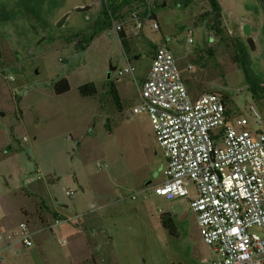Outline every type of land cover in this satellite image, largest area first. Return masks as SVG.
<instances>
[{"label": "rangeland", "instance_id": "374dc122", "mask_svg": "<svg viewBox=\"0 0 264 264\" xmlns=\"http://www.w3.org/2000/svg\"><path fill=\"white\" fill-rule=\"evenodd\" d=\"M172 1L146 0L150 7L165 3L152 9L153 18L144 5L120 4L110 27L77 51L74 44L92 32L104 0H0V223L10 235L20 220L31 235L44 232L43 264H208L213 258L188 200L152 194L162 179V153L146 116L128 113L154 48L164 45L187 91L223 94L232 116L262 129L264 112L259 109L257 125L248 107L260 108L264 98V0H217L223 31L243 47L244 69L233 61L231 43L210 33L206 0L186 7ZM126 63L133 76L108 69ZM61 78L68 91L55 95L52 85ZM88 82L96 93L79 96L77 87ZM107 82L116 87L121 111L106 94ZM163 213L172 217L175 236L161 227ZM56 218L63 221L48 228Z\"/></svg>", "mask_w": 264, "mask_h": 264}, {"label": "built area", "instance_id": "2783aa9c", "mask_svg": "<svg viewBox=\"0 0 264 264\" xmlns=\"http://www.w3.org/2000/svg\"><path fill=\"white\" fill-rule=\"evenodd\" d=\"M114 70L117 77L134 72L129 63ZM137 92L128 114L146 116L163 158L162 179L151 186L152 194L188 200L199 238L213 256L208 264H264V127L250 129L244 117L232 116L223 94L190 97L164 45L154 48ZM259 109L264 112V98L260 108L248 107L257 125ZM17 232L20 247H30L27 224L19 223Z\"/></svg>", "mask_w": 264, "mask_h": 264}, {"label": "trees", "instance_id": "16d2710c", "mask_svg": "<svg viewBox=\"0 0 264 264\" xmlns=\"http://www.w3.org/2000/svg\"><path fill=\"white\" fill-rule=\"evenodd\" d=\"M146 0H104L100 8V16L94 22L92 32L88 37L81 36L76 44H74V50L81 51L84 49V46L99 32L106 30L110 27L112 18H117L118 12L121 11V7L129 5L130 3H137L139 5H144L146 10L150 15V18L154 17L152 9L165 8V3L162 2L160 5H154L150 7L149 4H145ZM191 0H173L171 2L172 6L180 4L183 7H186ZM208 5V10L205 14L206 24L208 25L210 33L218 37L219 41L231 43V46L234 50L233 61L237 62L244 69L245 64V54L241 43L236 39L230 38L221 27V10L220 5L217 0H206ZM121 5V7H119ZM117 38L121 46L122 52L126 53L128 51V45L125 40L124 34L121 31L117 32ZM246 75V74H245ZM249 78L246 75V81L248 84V91L251 96L255 95L253 85L248 81ZM68 83L66 79L61 78L58 81L54 82L52 85V90L55 95H59L68 91ZM77 92L81 97H90L96 93L93 83L88 82L77 87ZM106 94L109 96L110 101L117 111H121L120 97L117 93L116 87L112 82L106 83ZM159 222L161 227L167 231L168 235L175 236V226L172 220V217L168 213L160 214Z\"/></svg>", "mask_w": 264, "mask_h": 264}, {"label": "crops", "instance_id": "0c3cea01", "mask_svg": "<svg viewBox=\"0 0 264 264\" xmlns=\"http://www.w3.org/2000/svg\"><path fill=\"white\" fill-rule=\"evenodd\" d=\"M186 84V83H185ZM188 93L190 97H197L199 94L202 92L200 91H192L188 89ZM19 208V215L22 218V213L24 211L20 210ZM20 218V219H21ZM22 221L20 220L19 223ZM14 232V231H13ZM15 234H9L8 231L4 230V226L2 223H0V264H21L20 259L15 260L18 257H22V260L24 261V264H43L44 260V253L41 252V248L45 245L44 239L46 240L47 237L44 235V232H33L32 235L30 236L31 245L32 247H27V248H22L18 244V239L19 235L17 232V227L16 231L14 232ZM6 235V237H5ZM44 243V244H43ZM17 248V251L14 252L13 249ZM21 250L19 256L17 257L16 255L17 252ZM5 255H8V258H5ZM91 256V255H90Z\"/></svg>", "mask_w": 264, "mask_h": 264}, {"label": "water", "instance_id": "95a60500", "mask_svg": "<svg viewBox=\"0 0 264 264\" xmlns=\"http://www.w3.org/2000/svg\"><path fill=\"white\" fill-rule=\"evenodd\" d=\"M243 33H244L245 36H247V35L249 34V31H248V29L246 28V26L244 27ZM247 42L250 43V42H251L250 39H248ZM108 69H109V71H112V70L115 69V67H111V66H109ZM106 76H107V78H108V77H109V74H107ZM159 170H160V169H158V171H155V172L153 173V177H155V176L157 175V173L159 172Z\"/></svg>", "mask_w": 264, "mask_h": 264}]
</instances>
